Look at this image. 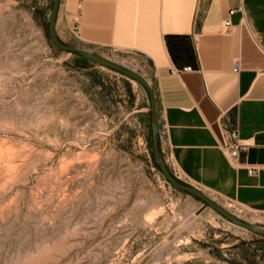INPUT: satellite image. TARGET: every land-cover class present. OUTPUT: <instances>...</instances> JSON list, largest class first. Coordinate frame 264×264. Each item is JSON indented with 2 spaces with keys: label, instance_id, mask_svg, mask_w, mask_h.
I'll list each match as a JSON object with an SVG mask.
<instances>
[{
  "label": "rangeland",
  "instance_id": "rangeland-1",
  "mask_svg": "<svg viewBox=\"0 0 264 264\" xmlns=\"http://www.w3.org/2000/svg\"><path fill=\"white\" fill-rule=\"evenodd\" d=\"M52 2L0 0V264H264V235L153 163L146 87L53 45ZM61 31L62 43L146 80L159 138L150 62ZM207 196L264 229V213Z\"/></svg>",
  "mask_w": 264,
  "mask_h": 264
},
{
  "label": "crops",
  "instance_id": "crops-1",
  "mask_svg": "<svg viewBox=\"0 0 264 264\" xmlns=\"http://www.w3.org/2000/svg\"><path fill=\"white\" fill-rule=\"evenodd\" d=\"M74 23L80 43L150 62L158 146L174 176L264 213V0H60L56 35ZM231 131L247 143L238 165L222 148Z\"/></svg>",
  "mask_w": 264,
  "mask_h": 264
},
{
  "label": "water",
  "instance_id": "water-1",
  "mask_svg": "<svg viewBox=\"0 0 264 264\" xmlns=\"http://www.w3.org/2000/svg\"><path fill=\"white\" fill-rule=\"evenodd\" d=\"M59 3H60V0H53L52 7H51L49 17H48V23H47L48 35H49L51 42L53 43V45L55 47H57L60 50L66 51V52L75 53V54H78L84 58L91 59V60H93L99 64H102L103 66H105V67H107L113 71L120 73L121 75H123L129 79H132L134 81H138V82L142 83L146 87V89L149 93V96H150L149 106H150V111H151V123L153 126V134H152L153 135L152 136L153 158H154V161L161 168V170L164 173V175L166 176L168 182L173 187H175L181 191H184L187 194H190V195L197 197L199 200H201L203 203L208 205L211 209H213L215 212L220 214L222 217L232 221L235 225H237L241 228H244V229H247L250 231H254V232H257V233L264 235V229L262 227L253 226V225H250V224H247L245 222L238 220L233 214H231L230 212L223 209L220 205H218V203H216L214 200L209 198L207 195H205L204 193L200 192L198 189H196L190 185L176 181L169 174V172L167 171L166 167L164 166V164L162 162L161 154H160V150H159V146H158V136H157V128H156V123H157L156 104H155V99H154V94H153L152 88L148 85L146 80L144 78H142L139 74L134 73L133 71H131L127 68H124L122 66H118L116 64L110 63V62H108V61H106L100 57H97V56L81 49V48L66 45V44L62 43L58 39V37L56 36V33H55V21H56V14H57Z\"/></svg>",
  "mask_w": 264,
  "mask_h": 264
},
{
  "label": "built area",
  "instance_id": "built-area-1",
  "mask_svg": "<svg viewBox=\"0 0 264 264\" xmlns=\"http://www.w3.org/2000/svg\"><path fill=\"white\" fill-rule=\"evenodd\" d=\"M234 12V10L229 11L230 14H232ZM230 26V22L229 21H225L224 22V27L228 28ZM78 31V24L74 23L72 26V33L76 34ZM191 67L187 66L184 67L182 70L183 71H187L190 70ZM239 68H238V64L235 63L232 71L233 72H238ZM229 138H230V142L228 143H224L223 144V151L224 153L227 155V157L229 158L230 162L233 165H238L237 159L239 157V154L247 147V143H245L244 141H242L237 133V131H231L229 133ZM257 168L255 167H249L247 169V173L248 174H253L256 173Z\"/></svg>",
  "mask_w": 264,
  "mask_h": 264
},
{
  "label": "trees",
  "instance_id": "trees-1",
  "mask_svg": "<svg viewBox=\"0 0 264 264\" xmlns=\"http://www.w3.org/2000/svg\"><path fill=\"white\" fill-rule=\"evenodd\" d=\"M149 152H150V155H151V159H152V161H153V163H154L153 150H152V145H151V143H150V140H149Z\"/></svg>",
  "mask_w": 264,
  "mask_h": 264
}]
</instances>
